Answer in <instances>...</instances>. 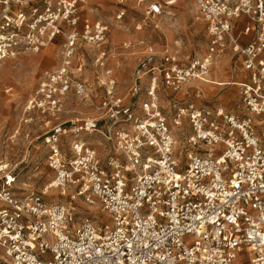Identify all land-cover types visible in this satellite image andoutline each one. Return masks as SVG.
<instances>
[{
	"label": "built area",
	"instance_id": "obj_1",
	"mask_svg": "<svg viewBox=\"0 0 264 264\" xmlns=\"http://www.w3.org/2000/svg\"><path fill=\"white\" fill-rule=\"evenodd\" d=\"M85 2L0 0V76L7 59L63 40L59 65L24 106L25 121L57 120L43 134L54 177L41 193L21 192L0 164V264H237L240 255L264 264V0H195L208 52L184 63L149 46L128 99L112 68L103 80L109 26L80 28ZM164 11L156 2L147 12ZM229 47L248 74L238 84L241 115L195 101L206 97L194 82L209 83ZM87 49L96 50L97 87L83 76ZM162 94L173 124L190 127L182 137ZM71 98L91 111L59 122ZM52 188L70 190L69 200L47 201ZM79 199L108 221L85 215Z\"/></svg>",
	"mask_w": 264,
	"mask_h": 264
},
{
	"label": "rangeland",
	"instance_id": "obj_2",
	"mask_svg": "<svg viewBox=\"0 0 264 264\" xmlns=\"http://www.w3.org/2000/svg\"><path fill=\"white\" fill-rule=\"evenodd\" d=\"M29 1L36 2L37 0ZM39 1L43 3L54 0ZM169 1L171 0H86L80 5V28L88 19L91 22L103 20V23L109 26L107 41L103 44V62H105L103 80H105V68H112L117 78L116 93L118 96L130 98V90L135 83L136 70L144 60L149 46H153L160 52L167 49L177 53L184 63L195 57H202L208 52L210 39L206 24L199 17L195 0H176L173 4H169ZM156 2L162 3L165 11L161 15L149 16L148 8ZM62 41V38H59L55 44L38 55L21 54L7 59L2 66L0 76V164L8 163L9 170L17 174L14 185L21 192L41 193L54 177V172L47 166L49 148L43 142V134L51 129L57 120L49 117H36L32 122L25 121L26 118L29 119V116L25 115L24 106L28 97L38 87L45 72L54 69L60 63ZM86 52L88 58L83 61L86 67L83 76L94 87H97L98 80L94 74L98 70V66L93 57L96 50L87 49ZM80 53L82 55L84 52L80 51ZM230 55H232V47L218 56L213 66V74L209 76L210 80L217 77V70L220 73L219 77L230 75V62L228 64ZM234 65L233 61L232 66ZM237 65L240 66V61L237 62ZM8 88L12 89L6 93L5 89ZM214 88L217 89L216 86ZM239 91L238 86H231L225 89L219 98L227 105V110L237 115H241ZM229 93L232 94L230 99L227 98ZM202 101L204 104L210 102L205 99ZM161 102L169 114L171 128L174 133L182 137V134L190 129L188 123H184L182 128L176 127L172 121L174 112L170 109L167 97L163 94ZM213 103L210 102V104ZM67 104L69 111L59 118V122L74 116H83L91 111L85 105L73 102L72 98L68 100ZM39 135L42 137L37 140L36 137ZM93 136L91 140H97L96 144L102 141L97 135ZM103 145H107L104 140ZM70 194V190L62 193L61 189H56L49 190L44 197L47 201L66 202L69 200ZM78 204L84 214L96 220L98 224L103 220L108 221V215L102 211L99 205L89 206L82 202V199H79ZM244 258L245 255H240L237 264H243L241 261Z\"/></svg>",
	"mask_w": 264,
	"mask_h": 264
},
{
	"label": "crops",
	"instance_id": "obj_3",
	"mask_svg": "<svg viewBox=\"0 0 264 264\" xmlns=\"http://www.w3.org/2000/svg\"><path fill=\"white\" fill-rule=\"evenodd\" d=\"M249 38H250V36H245V37H243L242 41L243 42H246ZM233 61L235 62V65L234 66H232ZM238 61H240V66L237 65V62ZM229 62H230V68H229L230 69V71H229V74L230 75L224 76V77H229L231 79V82L229 84L227 83V84H224V85L221 86L220 84L218 85V84L209 82V83H204V84L201 85L202 89L204 90L205 97H206V98H203V99H205L206 101L208 100L210 102H214L213 104H210V102H209L207 105H210V106H220V107H223L225 110H227V105H225L219 99L220 96H222L221 94L224 92L225 89H227V88H229L231 86H238L239 87L238 84L240 82L245 81L247 79L248 74H247V72L244 70V68L242 66V59H241V57L230 55L229 58H228V64H229ZM58 65H56L54 68H56ZM216 73H217V77H219L218 74H220V73H218V70L216 71ZM211 74H213V69H212ZM224 77H219V78H224ZM214 86H216L217 89L214 88ZM239 89H240V87H239ZM231 95L232 94L229 93V95H228L227 98L230 99V96ZM195 101L197 103H199V104H204L203 101H202V99H198L197 98V99H195ZM227 111H229V110H227ZM229 112H231V111H229Z\"/></svg>",
	"mask_w": 264,
	"mask_h": 264
},
{
	"label": "bare ground",
	"instance_id": "obj_4",
	"mask_svg": "<svg viewBox=\"0 0 264 264\" xmlns=\"http://www.w3.org/2000/svg\"><path fill=\"white\" fill-rule=\"evenodd\" d=\"M175 2H176V0H175ZM51 45H53V44H50L49 46H51ZM208 80H209V82H212V83H215V84H218V85L220 84L221 86L224 85V84H227V83L229 84L231 82V79L229 77H226V78H223V79L219 78V77H213V78H211V80L210 79H208ZM49 190H56V189H48V192H49Z\"/></svg>",
	"mask_w": 264,
	"mask_h": 264
}]
</instances>
